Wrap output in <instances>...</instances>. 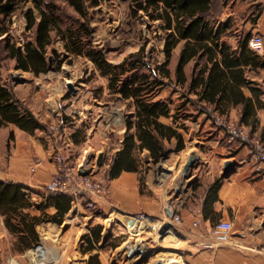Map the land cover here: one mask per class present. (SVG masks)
<instances>
[{
    "label": "crops",
    "instance_id": "obj_1",
    "mask_svg": "<svg viewBox=\"0 0 264 264\" xmlns=\"http://www.w3.org/2000/svg\"><path fill=\"white\" fill-rule=\"evenodd\" d=\"M257 2L262 3V10L252 22L243 19L237 23L233 18L235 10L225 11L214 20V30L220 35L208 43L217 50L216 59L224 71L223 94L227 97L217 103L198 100L191 103L194 106L192 112L185 105L182 110L179 105L170 104L169 115L160 116L159 121L172 125L183 135V146L176 148V136L170 140L164 139L166 151L156 162L145 160L144 155L148 151L143 149L138 154L137 169L121 170L113 178L106 177L108 193L92 197L96 211L104 210L107 218L113 217L111 226L102 227L99 221H93V215L74 196L75 192L65 193L72 198L64 209L66 203L58 202L50 196L55 192L45 189L56 171L55 161L45 159L49 149L42 145L41 139L33 138L37 131H44L45 128L40 126L30 132L12 122L0 124V179L25 186V190L29 191L31 206L23 209V212L38 218L34 224L36 239L29 246H24L19 238L20 233L10 230L5 225L4 215L0 213V264H144L145 261L135 260L144 254L143 247L139 254L134 255L129 252L131 245L124 248L128 239L123 238L118 242L117 238L120 234L127 233V237H130L144 231H158L160 241L178 252L162 264H264V173L257 171V165L248 155L244 143L229 140L220 127L215 128L217 132L214 136L211 132L207 133L214 120L205 111L199 110L200 104L216 113L222 108L223 115L243 123L264 142V48L257 51L248 46V40L254 33L262 36L264 46V0ZM154 19L161 21L162 28L163 20ZM170 30L163 29L161 49L164 59L159 62L166 60L163 48ZM183 43L184 40L172 48L168 60V67L170 61L174 63L172 69L169 67L173 79ZM224 46L230 52L228 56L237 61L234 65L221 62ZM196 61V58H192L184 66L188 80L197 73ZM205 61L204 56L202 62ZM210 65L208 63V67ZM22 72L35 75L29 70ZM208 72L209 68L205 76ZM23 81L24 77L15 84H9L14 94L24 102L26 96L18 88ZM256 86L259 87L258 92ZM162 89L155 98L171 101L170 96H161ZM175 89L173 87L171 92L175 93ZM221 92L217 90L216 98ZM108 93L127 104L119 129V142L102 164L109 169L114 154L122 146L127 128L125 118L134 115L135 108L131 99L120 98L109 90ZM189 96L197 100L198 93L191 91ZM45 104L48 105V101ZM216 106L219 108L214 110ZM28 107L39 121H46V116L39 118L36 111ZM184 111L191 115L183 117ZM187 121L191 122L189 126ZM202 132H206L205 136ZM57 149L60 150V147ZM191 153L195 154L196 159L184 174L183 168ZM36 156L42 160L41 164L30 171L28 164ZM229 159L234 165L226 172L225 162ZM216 182L218 186L213 189ZM144 211L151 215V219L139 224L134 214ZM172 211L179 214L178 221L173 220ZM98 217L94 215V219ZM219 218L233 221L231 239L212 248L204 247L202 243L210 239L209 226ZM196 219L200 221L198 225L193 224ZM161 260L162 257L157 258V261Z\"/></svg>",
    "mask_w": 264,
    "mask_h": 264
},
{
    "label": "trees",
    "instance_id": "obj_2",
    "mask_svg": "<svg viewBox=\"0 0 264 264\" xmlns=\"http://www.w3.org/2000/svg\"><path fill=\"white\" fill-rule=\"evenodd\" d=\"M27 0H0V13L8 16L16 7ZM33 8L25 12L27 29H32V35L18 45L10 36L0 38L1 50L0 70L2 61L13 59V67L29 70L35 75L48 69L49 54L47 47L52 44L54 37L63 40L66 51L86 55L99 73L107 79V88L110 93L120 98H129L135 108L134 115L125 118L126 131L122 146L114 154L106 173L107 178H113L121 170H134L138 168V154L146 149L145 160L156 162L166 151L163 140L172 136L177 137L176 148L183 146V135L172 125L159 121L160 116L170 113V101L156 99L158 91L166 84L174 83L184 87L185 100L179 105L182 110L187 102L197 103L204 100L217 103L224 97L222 78L224 71L216 59L217 50L210 46L208 41L216 40L220 33L214 30V17L211 16L214 0H147L146 5L136 1L138 9L149 12L153 8L155 14L152 18L163 20L162 28L171 29L166 36L164 51L166 60L163 62H150L146 59L143 48L129 53L120 61H109L101 47L93 45L90 40L89 10L90 7L100 3V0H63L67 3L78 18L70 17L57 3V0H32ZM262 5L261 2H257ZM7 32L2 29L0 35ZM249 34L244 43L247 42ZM184 40L175 68V79L171 78L168 60L172 48ZM54 50V49H52ZM227 47L224 46L221 62L234 65L237 61L230 58ZM206 61L202 62V58ZM196 58L197 73L190 80L186 77L184 66L186 62ZM208 63H211L208 67ZM209 68L208 74L205 71ZM199 88V89H198ZM217 90L222 92L216 98ZM257 92L259 87L256 86ZM198 93L197 100L192 99L189 93ZM216 106L214 110H217ZM222 114L223 109L219 108ZM200 111L209 116L214 113L207 106L200 104ZM183 117L191 115L183 112ZM14 123L23 130L32 132L37 127L46 128V124L35 116L34 112L17 97L9 82L2 78L0 72V124ZM133 129V130H132ZM218 182L212 187L215 189ZM211 188V189H212ZM210 189V190H211ZM50 196L58 202H65L67 208L72 196L56 191ZM31 206L29 191L21 183L9 182L0 179V213L4 215L5 225L13 232L20 233V241L29 246L36 239L34 224L38 221L36 216H30L23 209Z\"/></svg>",
    "mask_w": 264,
    "mask_h": 264
},
{
    "label": "rangeland",
    "instance_id": "obj_3",
    "mask_svg": "<svg viewBox=\"0 0 264 264\" xmlns=\"http://www.w3.org/2000/svg\"><path fill=\"white\" fill-rule=\"evenodd\" d=\"M136 1L138 0H100L95 7H90L88 22L91 43L101 47L109 61H120L139 48H143L146 59L152 63L164 59V52L161 49L164 38V31L160 27L161 21L152 19L155 14L153 8L150 7L149 12H145L142 8L138 9ZM139 1L143 5L147 3V0ZM57 3L70 17L78 18L73 8L63 0H57ZM29 8L37 12L33 1L27 0L20 3L8 16L0 13V31L7 29L0 38L10 36L20 45L32 35V29L26 27L25 12ZM230 10H235L233 18L237 23L243 19L252 22L261 12L262 5L257 3V0H214L210 14L215 18ZM1 47L2 44L0 55H5ZM47 52L50 60L46 72H41L38 76L22 72L13 67L14 60L9 58L2 61L1 76L11 85L24 77V81L18 84L20 93L26 96L24 104L31 106L39 118L46 116L47 119L43 123L47 127L44 131H37L33 136L34 139H41L42 145L49 149L45 159L54 162L55 152L59 151L64 154L68 164L77 174L82 175V172L86 171L95 179L104 180L107 185L105 180L108 167L102 164L119 142L121 136L119 129L127 104L109 94L106 88L107 79L99 73L91 60L84 54L66 51L62 39L54 37L52 44L47 47ZM169 63L172 69L174 63L172 61ZM173 87H176L175 93L171 92ZM162 88L161 96H170L172 106L180 105L186 98L184 87L169 83ZM46 101L48 105L45 104ZM185 106L190 112L194 111L191 102H187ZM187 124L189 126L191 122L187 121ZM212 125L207 133L211 132L214 136L217 132L215 128L219 126L215 122H212ZM205 133L201 134L205 136ZM250 133L261 139L258 134L251 131ZM59 147L60 150L57 149ZM41 161L37 156L31 159L28 164L29 170L32 171L33 167L38 168ZM74 196L87 206V210L93 215V221H99L102 227L112 225L113 217L107 218L108 214L104 210L96 211L95 201L94 205H87V201L96 195L77 187ZM94 215L99 217L94 219ZM150 219L151 215L144 222ZM158 234V231L153 233L144 231L130 237H127L129 236L127 233L120 234L117 238L118 242L123 238L128 239L124 248L135 243L143 247L144 254L135 259L136 261H145L144 264H162L168 257L178 252L169 248V244L160 241L161 237ZM159 257L163 259L157 261Z\"/></svg>",
    "mask_w": 264,
    "mask_h": 264
},
{
    "label": "built area",
    "instance_id": "obj_4",
    "mask_svg": "<svg viewBox=\"0 0 264 264\" xmlns=\"http://www.w3.org/2000/svg\"><path fill=\"white\" fill-rule=\"evenodd\" d=\"M248 46L257 51L263 50L264 46L262 36L259 33H254V35H252L248 40ZM212 119L220 128L224 130V132L228 135L229 140H238L246 145V148H248V155L257 165V171L259 170L264 173V142L258 136L250 133L249 129L243 123L241 124L229 116L214 112L212 114ZM55 164L56 171L46 183V190L50 192L60 191L63 193H71L75 192L77 187H80L82 190L99 197L108 193V186L105 184L104 180H97L90 173L82 175L77 174L76 170L68 164L64 154L59 152L56 153ZM87 205H94V200L89 199L87 201ZM172 213L173 220L178 221L179 214L174 211H172ZM134 217L139 224H142L150 217V215L144 211L134 214ZM199 223L200 221L198 219L193 222L194 225H198ZM232 228V220L222 218L216 219V221L208 228V235L210 236V239L203 242V246L212 248L217 245V243L229 241L232 236Z\"/></svg>",
    "mask_w": 264,
    "mask_h": 264
},
{
    "label": "water",
    "instance_id": "obj_5",
    "mask_svg": "<svg viewBox=\"0 0 264 264\" xmlns=\"http://www.w3.org/2000/svg\"><path fill=\"white\" fill-rule=\"evenodd\" d=\"M69 86L72 87V84L69 83ZM101 157V154H100ZM99 157V158H100ZM196 157L194 153H191L185 163V166L183 168V173L186 174L187 170L193 165L194 161H195ZM234 163L231 159L227 160L225 162V171L228 172L232 167H233ZM86 171H83L82 174H85Z\"/></svg>",
    "mask_w": 264,
    "mask_h": 264
},
{
    "label": "bare ground",
    "instance_id": "obj_6",
    "mask_svg": "<svg viewBox=\"0 0 264 264\" xmlns=\"http://www.w3.org/2000/svg\"><path fill=\"white\" fill-rule=\"evenodd\" d=\"M141 249H142V247L138 246V244L135 243V244L131 245V248L129 249V252H132V254L136 255V254L140 253Z\"/></svg>",
    "mask_w": 264,
    "mask_h": 264
}]
</instances>
